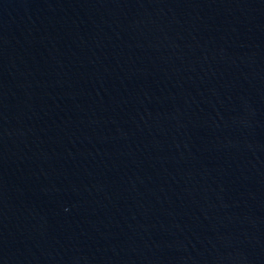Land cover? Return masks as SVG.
Masks as SVG:
<instances>
[{
    "label": "water",
    "instance_id": "1",
    "mask_svg": "<svg viewBox=\"0 0 264 264\" xmlns=\"http://www.w3.org/2000/svg\"><path fill=\"white\" fill-rule=\"evenodd\" d=\"M0 264H264V0H0Z\"/></svg>",
    "mask_w": 264,
    "mask_h": 264
}]
</instances>
